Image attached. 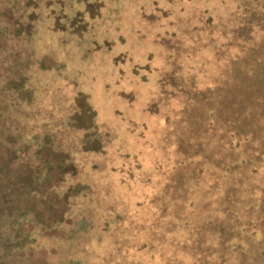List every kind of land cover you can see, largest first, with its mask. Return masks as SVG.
I'll return each mask as SVG.
<instances>
[{
	"label": "trees",
	"instance_id": "obj_1",
	"mask_svg": "<svg viewBox=\"0 0 264 264\" xmlns=\"http://www.w3.org/2000/svg\"><path fill=\"white\" fill-rule=\"evenodd\" d=\"M32 1L36 4L30 0H0V153L6 151L0 161V264H240V247L251 254L258 252L260 264H264V235L257 232L258 239L256 233L249 236L248 220L241 215L242 203L252 204L254 195H262L261 191L254 192V186L263 184L264 177L239 173V169L246 171L259 165L264 155V102L251 105L245 97L234 103L222 101L226 108H253V118L250 112L227 117L231 114L224 108L222 113L209 110L208 116L213 119L209 140L219 145L210 156L219 155L221 148L234 140L235 131L250 140L241 148L242 154L210 161L220 171L212 174L209 165L213 179H209V185L198 181L193 184L196 189L210 187L217 201L213 196L205 201L200 198L197 210L187 217V202L177 205L181 201L172 195H158L162 203L159 208L152 206L145 202L143 187L135 185L130 190L126 168L134 161L147 167L160 156L150 142L155 135L146 136L145 125L127 123L123 112L121 117L101 123L89 94L71 93V99L61 95L62 100L53 94L47 100V86L33 82L38 80L36 71L48 73L51 68L41 67L35 57L19 51L33 35L30 32L36 22L31 16L42 6L38 5L42 0ZM114 31H102L97 39L103 62L112 71L116 69L113 74L122 69L137 75L152 70L151 60L139 58L133 51L140 45L131 38V26L122 24ZM112 35L114 39H109ZM263 50L262 36L249 49L231 54H239V58L248 55L247 60L254 61V67L244 72V76L254 78L256 64V68L264 69ZM234 57L229 55L231 62L225 68L230 77L234 71L232 59L238 55ZM206 66L200 65L193 76L208 75L204 74ZM235 77L240 76L235 73ZM239 84L244 86L242 79ZM111 85L108 81L104 86ZM98 103H102L101 117L108 119L111 99L105 97ZM131 105L137 106L134 101ZM83 111L93 117L90 133V128L77 126ZM142 114H148V110ZM111 125L122 126L124 132L112 133ZM228 138L231 141L227 142ZM92 144L97 150L91 148ZM226 195L232 199L227 200ZM207 202L211 207L208 212ZM257 207L264 212V198ZM159 209L163 214L170 213L169 218L162 220ZM194 214L201 220H192ZM257 221L263 223L264 218L259 221L257 216ZM254 222L252 219L248 225ZM219 224L223 229L214 231Z\"/></svg>",
	"mask_w": 264,
	"mask_h": 264
},
{
	"label": "rangeland",
	"instance_id": "obj_2",
	"mask_svg": "<svg viewBox=\"0 0 264 264\" xmlns=\"http://www.w3.org/2000/svg\"><path fill=\"white\" fill-rule=\"evenodd\" d=\"M147 1L42 0L38 4H42L40 10L31 16L36 22L34 31L30 32L33 35L19 51L22 55L25 53L35 57L36 63L41 67L51 68L48 69L51 73L39 74L36 71L38 80L33 81L35 85L47 86V100L52 99L50 96L53 94L59 95L62 100L61 95L71 99V93H86L95 100L93 110L101 123L107 124L109 122L106 120L110 119L111 122L114 118L121 117L119 114L123 112L127 115L124 117L127 123L145 125L148 128L146 136L155 135L150 140L154 152L161 154L153 162H149L147 167L137 161L127 164L130 190L135 185L143 187L145 202L158 208L162 203L158 195H172L181 201L177 205L187 202L184 211V217H187L197 210L200 198L205 201L208 197L212 199L214 195L210 187L206 190H202L201 186L193 188L195 181L208 185L209 179L213 181L212 175H209V165L213 168L212 174L220 171L217 164L210 161H219L233 153L242 154L241 148L250 141L243 137V133L235 131L232 134L234 140L228 138L227 142H231L223 149L220 147V154L210 156L211 150L217 152L219 145L212 144L209 140L213 119L208 113L210 115L212 110L222 113L224 110L231 114L227 117H232L250 112V118H253L256 113L253 108L250 111L244 109L243 105V110H239V107L226 108L222 106V101L234 103L245 97V100L251 101V105L252 102H264V69L256 68V64L253 68L257 72L255 77L244 76L246 69L254 67V61L247 60L250 59L248 55L239 58V54H231L241 52L246 47L249 49L264 37V0ZM31 2L36 4L35 1L30 0ZM122 24H129L131 38L139 41V50L133 51L138 52L139 58H148L153 63V69H148L145 74L137 75L136 72L134 74L127 70L124 73L123 69L113 74L116 69L112 71L103 62L104 56L97 47V39L106 31L115 32L114 28ZM138 32L140 36L144 35L142 37L148 41V45L139 39L136 35ZM109 39H114V36ZM112 45L110 40V49ZM257 51H260L259 47ZM229 55H235L234 58L238 55L236 59H232V77L225 70L231 62ZM202 64H207L204 74L208 75L193 76V72ZM234 72L240 77L234 78ZM61 79L62 82L58 84L57 81ZM241 79L244 86L239 84ZM108 81H112V85L104 86ZM242 87L246 89L243 90ZM164 93L166 94L163 95ZM105 97L113 103L108 119L101 117L103 109L99 106L102 103H98ZM133 101L136 107H131ZM144 109L148 110V114H142ZM79 116L77 126L90 128V133L93 130L92 115L83 111ZM125 125L126 122H123L124 130ZM111 127L114 134L124 132L122 126L121 129L118 126ZM161 127L163 128L160 129ZM93 144L91 148L97 150L98 147ZM2 156H6L5 150L0 153V161ZM258 163L259 165L246 171L239 169V173L264 177V155ZM187 183L191 184L187 187ZM254 189V192L261 191L262 195H254L252 204L242 203L241 215L248 223L255 220L250 225L244 221L247 223L248 235L256 233L255 237L258 239L260 235L257 232L264 235L261 231L264 221H257V216L259 221L264 218L263 210L257 207L264 198V183L255 185ZM180 196L185 198L181 199ZM226 196L227 200L232 199L230 195ZM186 197L188 199L185 201ZM213 198L217 201L216 196ZM209 204L207 202L206 212L211 208ZM158 214L162 220H166L170 213L163 214L159 209ZM191 218L201 220L200 217L197 218V214L191 215ZM222 229V224H219L213 230ZM238 251L241 255L240 264H245L246 259L250 260V264L261 263L258 252L253 255L241 247ZM2 264L15 263L6 261Z\"/></svg>",
	"mask_w": 264,
	"mask_h": 264
}]
</instances>
